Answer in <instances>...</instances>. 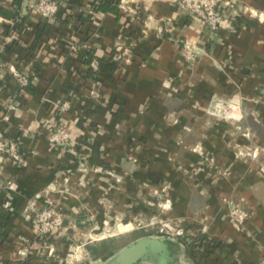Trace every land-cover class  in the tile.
Returning <instances> with one entry per match:
<instances>
[{
	"label": "crops",
	"instance_id": "obj_1",
	"mask_svg": "<svg viewBox=\"0 0 264 264\" xmlns=\"http://www.w3.org/2000/svg\"><path fill=\"white\" fill-rule=\"evenodd\" d=\"M28 1L0 0V143L16 141L24 157L19 167L9 151L0 152V206L7 182L15 194L14 211L0 217V258L20 263L18 235L30 239L31 257L39 256L34 220L24 210L28 197L45 189L53 190L72 235L84 233L87 222L122 228L147 220L156 211L155 187L169 182L174 208L167 213L199 242L195 250L185 247L192 264H264V0H226L225 25L216 33L172 0H109L119 13L94 10L99 0H73L63 18L74 21L83 11L78 29L44 19ZM19 8L24 17L14 28ZM65 36L81 51H63ZM184 38L201 46L195 61L183 54ZM125 50L129 60L117 69L88 57L92 51L110 61ZM10 66L37 73L32 90L19 87ZM65 97L71 107L60 120L71 141L60 152L45 130ZM218 98L241 103L242 118L212 114ZM224 198L250 210L243 228ZM170 237L171 245L181 241ZM103 239L82 244L91 261L113 252L92 257L89 245ZM214 240L233 251L212 250Z\"/></svg>",
	"mask_w": 264,
	"mask_h": 264
},
{
	"label": "built area",
	"instance_id": "obj_2",
	"mask_svg": "<svg viewBox=\"0 0 264 264\" xmlns=\"http://www.w3.org/2000/svg\"><path fill=\"white\" fill-rule=\"evenodd\" d=\"M173 2L177 3L178 6L186 11L188 14H191L194 17H197L200 20L201 25L208 29L210 32L216 33L219 29H221L225 25V2L226 0H172ZM64 0H29L27 8L33 12L40 14L44 19L51 20L54 19L58 13L62 10V7L65 5ZM6 42L10 41L9 37L5 39ZM182 48L183 54L188 61H195L198 58V54L196 53L197 49H200L201 46L198 43V40H193L190 38L182 39ZM68 52L70 54H75L81 51L80 44L75 41H69L66 46ZM121 52L117 54L115 57L117 60L121 61L125 58L126 61L129 60L127 57L128 54ZM128 53V52H127ZM93 69L98 70V62L93 60L91 63ZM10 70L12 76L17 80L18 85L20 88L24 89L26 86L29 85L31 81H35L37 79V73L29 72L24 73L20 71L15 66H10ZM72 94V93H71ZM75 95V94H73ZM91 96L98 99L99 93L97 90L92 89ZM18 101L12 102L10 105L11 109L17 108ZM71 107V99L70 97L62 98L55 102L53 115L51 116V123L47 126V138L50 142L52 148L60 149L65 148L71 141V132L68 126L63 124L60 120V117L63 113H65ZM241 104L234 101L224 100L223 98H218L213 105L212 114H214L218 118H226V119H241L242 114ZM8 150L13 154L14 158L17 160L22 158V153L17 148L15 143H11L8 147ZM249 154L253 156L257 155V152L249 150ZM205 160L211 165L215 166V160L213 157H206ZM84 158L82 162H85ZM223 174H227V170H222ZM164 191L168 190L167 187L161 189ZM11 197V196H9ZM165 198V197H164ZM9 199V198H8ZM166 199V198H165ZM229 199H225L227 202ZM47 201V200H46ZM167 201H170L167 199ZM50 205L54 203L51 200H48ZM230 203V202H227ZM12 204L11 200L9 199L5 204L6 207H9ZM31 205H35L31 203ZM169 203H163L162 207L167 208ZM249 217L248 210L243 206L235 207L233 218L238 226H244L245 222ZM36 223H38L39 233L43 235H54L57 233L61 234L63 231V227L65 224L64 216L58 212L56 209L48 206L43 208V211L36 217ZM164 227L162 230L165 231L169 236L179 238L186 246L191 244L192 238L195 236L186 230L181 224L177 225L176 227H171L170 223H163ZM171 232H169L170 230ZM124 230L123 228H121ZM55 251V247L52 246L50 248L49 254L51 255ZM50 263V262H45ZM41 263V264H45ZM38 264V263H36Z\"/></svg>",
	"mask_w": 264,
	"mask_h": 264
},
{
	"label": "rangeland",
	"instance_id": "obj_3",
	"mask_svg": "<svg viewBox=\"0 0 264 264\" xmlns=\"http://www.w3.org/2000/svg\"><path fill=\"white\" fill-rule=\"evenodd\" d=\"M223 119H226V118H223ZM45 131L47 135V129ZM11 143H15V145L19 149L16 141H11L9 143L1 142L0 152L9 151L8 147L10 146ZM49 145L52 148L50 142H49ZM52 149L62 152L64 151L65 148L63 147L60 149H55V148H52ZM253 151L254 150H251V152ZM11 155L17 166L20 167L23 165V162H24L23 155H22V158L19 160L14 158L12 153ZM82 159L83 158H79L80 165L82 167H85L86 161L82 162ZM7 183H6L7 186H5L7 193L5 195L2 205L0 206V217H2L1 214H3V212L11 213L14 211V195L15 194L14 192L12 193L10 191L11 189H8L10 187L8 186ZM164 184L168 190L163 192V190L161 189L164 187ZM164 184H161L158 187H155L154 196L156 197L157 200L151 202V206L154 207L156 211L152 216H149L147 220H142L138 222L134 221L132 225L127 224V226L122 227L123 229L125 228L124 230H122L121 227L115 226V222H112V221L103 222V226H100L98 222H87L86 231L84 233L82 231H79L78 233L75 232L72 235H67L66 224H64V227L62 229L63 231H61V234L57 233L54 235L46 236V235L39 233L38 223H36V217L38 216V213L40 214L43 211V208L51 206L52 208L60 212L65 218V213L63 212L62 209H60L58 204L54 201V199L51 196V192L53 190L48 188L36 194L35 196L28 197L27 205L24 210V214L27 218H33L34 220V227H35V232L37 236L36 238L38 240V244L41 249H40V252L38 253L39 256H37L36 258L31 257L30 255L31 244L30 245L28 244L30 239L24 237L23 235H18L15 238V245L17 246V254L19 255V262H20L18 264H36V263L41 264L45 262H50V263H45V264H79L82 262L92 260L89 254H87L85 247L82 245L83 243H86L88 241H96L102 238H106V239L112 238L113 239L112 249L114 251L124 246L125 244L129 243L130 241H132L134 238L138 237L139 235H141L139 234L135 236V233L137 232L138 233L145 232V233H142V235L151 234V233L153 234L161 233V234H165L168 236V234L166 233V230L165 231L162 230L163 228H165L163 223H170V226L173 228L179 224L182 225V222L177 216L167 213L173 210L174 205H173L172 199H170L169 197V191L171 189V185L169 182H165ZM60 192L61 194H63L64 198H67L68 195H70L68 191L61 190ZM8 198L11 200L12 204L9 207H6L5 204L9 200ZM38 198L39 199L43 198V202H44L43 205L39 206L37 204ZM167 199H169L170 201H167ZM225 199H229L227 201V202H230L228 203V208H229L228 212L232 217L234 214L235 207H237L238 205L240 207L243 206L246 208V206H244L240 201H235V200L233 201L230 198H224V201ZM48 200H51L54 204L50 205L48 203ZM164 202L167 204L169 203V206L167 208L162 207V204ZM31 203H34L35 205L32 206ZM248 212H249V217H250L251 216L250 210H248ZM119 223H128V222L119 221ZM243 227L244 226H240V228H243ZM172 228L169 232L173 231ZM89 231L91 232V235H89L90 233ZM57 240L64 241V245L60 246L59 249L55 243ZM192 241L193 242L191 244H188L187 246L183 242L182 243L187 249L192 248L195 250L199 242L196 237L192 238ZM25 244H28L27 246L29 247H26ZM65 244L66 245L68 244L69 248L66 249L64 247ZM52 246L55 247V251L50 255L49 251ZM0 264H9V262L4 260L3 258H0Z\"/></svg>",
	"mask_w": 264,
	"mask_h": 264
},
{
	"label": "water",
	"instance_id": "obj_4",
	"mask_svg": "<svg viewBox=\"0 0 264 264\" xmlns=\"http://www.w3.org/2000/svg\"><path fill=\"white\" fill-rule=\"evenodd\" d=\"M170 241L161 233L141 235L100 260L79 264H192L188 255L184 257L183 243L171 245Z\"/></svg>",
	"mask_w": 264,
	"mask_h": 264
},
{
	"label": "trees",
	"instance_id": "obj_5",
	"mask_svg": "<svg viewBox=\"0 0 264 264\" xmlns=\"http://www.w3.org/2000/svg\"><path fill=\"white\" fill-rule=\"evenodd\" d=\"M17 1L21 3L22 0H17ZM64 1L66 4L64 5V7H62V10L60 11V13H58V15L54 19H51L49 21L54 23V24H59L62 21H65L66 23H68V25L70 27H72L74 29H78V26H77L78 22H80V23L84 22L86 20V16L84 15V12L82 11L79 13V17L75 18L74 21H72L71 19L63 18L64 17L63 16L64 11L67 13H70V16H71V12H72L71 9L72 8H70L69 5H71L72 3L74 4L73 0H64ZM93 9L96 11L102 10V11H113V12L119 13V9H118L117 5L114 4L113 2H110L109 0H99L98 2H95L93 5ZM12 16L16 19V21L18 18L24 17L22 10H20V8L17 12L13 13ZM19 24H20V22L17 21L14 28L18 27ZM72 40H73V38L66 37V36L63 38H60L59 43H60V46L64 49L63 51L68 52L66 46H67L68 42L72 41ZM94 56L98 58V61L101 64V66L106 65L111 69H117L120 65V61L117 59H114L113 56H112V59H110V61H104L103 58L98 57L94 52L88 51V57L90 58V60ZM33 84H34V82L31 81L29 83V85L26 86L24 89L32 90L31 85H33ZM142 233H145V232H139V233L137 232V233H135V236L142 234ZM112 245H113V239L112 238L103 239L99 242H96V243L89 245V251H90L93 258H98V257L110 252L111 250H113ZM210 246H211L212 250H216L218 248H223V249L229 248L231 251H233V249H234L232 245H229L225 242L217 241V240H214L213 244ZM204 251L208 252L207 250H204ZM209 251H211V250H209Z\"/></svg>",
	"mask_w": 264,
	"mask_h": 264
}]
</instances>
